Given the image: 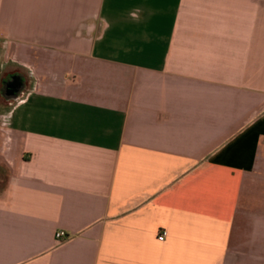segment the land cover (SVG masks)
Here are the masks:
<instances>
[{"label":"crops","instance_id":"0c3cea01","mask_svg":"<svg viewBox=\"0 0 264 264\" xmlns=\"http://www.w3.org/2000/svg\"><path fill=\"white\" fill-rule=\"evenodd\" d=\"M0 264H264V0H0Z\"/></svg>","mask_w":264,"mask_h":264},{"label":"water","instance_id":"95a60500","mask_svg":"<svg viewBox=\"0 0 264 264\" xmlns=\"http://www.w3.org/2000/svg\"><path fill=\"white\" fill-rule=\"evenodd\" d=\"M26 89V81L21 75H13L3 82L1 95L7 101H16Z\"/></svg>","mask_w":264,"mask_h":264},{"label":"built area","instance_id":"2783aa9c","mask_svg":"<svg viewBox=\"0 0 264 264\" xmlns=\"http://www.w3.org/2000/svg\"><path fill=\"white\" fill-rule=\"evenodd\" d=\"M167 231H161L158 235V240L159 241H164L167 237ZM56 239L58 240V242H64L70 239V237L64 232V231H59L56 234Z\"/></svg>","mask_w":264,"mask_h":264}]
</instances>
